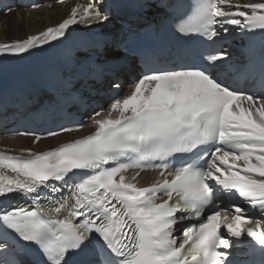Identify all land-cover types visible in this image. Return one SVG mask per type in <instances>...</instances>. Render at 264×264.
Returning <instances> with one entry per match:
<instances>
[{
    "label": "snow or ice",
    "instance_id": "obj_1",
    "mask_svg": "<svg viewBox=\"0 0 264 264\" xmlns=\"http://www.w3.org/2000/svg\"><path fill=\"white\" fill-rule=\"evenodd\" d=\"M111 16L107 0L76 4L55 26L0 43V54L19 58ZM174 23L181 38L216 44L237 31L264 41V0H194ZM226 55L208 45L193 63L141 75L95 114L92 134L0 152V264H24L29 252L32 264H69V255L78 264H235L230 250L245 234L264 251V66L255 91L234 87L222 76ZM149 167L160 169L150 186L124 175ZM158 193L167 199L157 203Z\"/></svg>",
    "mask_w": 264,
    "mask_h": 264
},
{
    "label": "bare ground",
    "instance_id": "obj_2",
    "mask_svg": "<svg viewBox=\"0 0 264 264\" xmlns=\"http://www.w3.org/2000/svg\"><path fill=\"white\" fill-rule=\"evenodd\" d=\"M13 14L14 17L7 18ZM26 12H8L6 15L2 16L3 21L0 26V43L12 42L17 39L26 38L28 35L36 34L43 29L53 26L58 23L61 19L65 17L64 11L59 5L52 7L51 10L48 9H38L28 13ZM22 67V66H21ZM23 67H26L24 65ZM16 75V74H15ZM13 81V80H9ZM68 135H59L51 139L43 140L38 143L36 151L46 150L56 145L66 141ZM5 144L8 147L15 148L16 150L30 148L29 139L23 137H9L6 138ZM151 174L142 175L141 178H147ZM148 182H140V185H146Z\"/></svg>",
    "mask_w": 264,
    "mask_h": 264
},
{
    "label": "rangeland",
    "instance_id": "obj_3",
    "mask_svg": "<svg viewBox=\"0 0 264 264\" xmlns=\"http://www.w3.org/2000/svg\"><path fill=\"white\" fill-rule=\"evenodd\" d=\"M25 16H28V15L25 14ZM10 17H14L13 14H11L10 16H7V18H10Z\"/></svg>",
    "mask_w": 264,
    "mask_h": 264
}]
</instances>
